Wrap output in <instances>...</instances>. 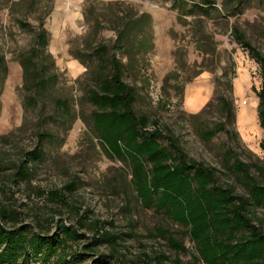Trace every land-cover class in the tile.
<instances>
[{
    "label": "rangeland",
    "instance_id": "1",
    "mask_svg": "<svg viewBox=\"0 0 264 264\" xmlns=\"http://www.w3.org/2000/svg\"><path fill=\"white\" fill-rule=\"evenodd\" d=\"M126 21V49L116 55L128 64L123 79L135 91L134 111L159 123V142L168 148L171 136L189 160L216 171L218 186L237 194L245 185L232 171L235 160L259 177L261 77L233 30L264 54V0H214L212 7L200 0H0V207L12 216L3 223L44 236L60 226L77 230L82 236L68 241L60 264H202L185 227L144 207L130 165L108 154L93 126L88 93L109 73L97 47L107 46V60ZM42 78L43 87H30ZM196 91L201 104L191 111L197 97H187ZM218 98L232 103L235 119ZM222 123L232 136L204 137ZM40 133L47 136L42 158L28 183L17 181L12 163ZM49 190H62L68 206L37 196ZM250 217L264 229V210L250 208ZM102 233L116 244L95 237ZM33 264H57V256Z\"/></svg>",
    "mask_w": 264,
    "mask_h": 264
},
{
    "label": "trees",
    "instance_id": "2",
    "mask_svg": "<svg viewBox=\"0 0 264 264\" xmlns=\"http://www.w3.org/2000/svg\"><path fill=\"white\" fill-rule=\"evenodd\" d=\"M248 1L231 0L236 5ZM200 3L212 7L214 0H200ZM127 26L128 21L123 22L114 44L108 48L107 60L103 59L107 46L100 45L96 51L100 67L105 65L109 71L97 88L88 93L95 106L92 120L99 140L110 156L130 165L133 185L144 207L154 206L156 211H165L174 223L186 228V236L195 244L197 261L202 264H264V229L255 225L250 217V208L264 210V162L253 165L259 176L255 177L250 174L249 164L235 160L232 171L239 174L245 185L244 194H237L231 188L218 186L216 171L189 160L171 136H166L168 148H165L158 140L162 135L159 123L136 114L133 108L135 91L123 79L128 64L116 53L126 49ZM233 37L259 66L257 118L264 135V54L236 29ZM38 40L40 47L45 49L44 32L38 35ZM23 68L26 73L24 65ZM36 73L37 69L32 75ZM45 83L46 79L42 78L30 87L36 84L41 88ZM218 99L226 118L235 119L232 103ZM220 132L232 136L222 123L204 132V137L210 139ZM46 140V134H37L33 149L25 151L12 163L17 181H30L32 168L41 160ZM260 147L264 150V140ZM37 196L68 206L67 195L62 190L38 191ZM8 216L12 218L0 207V264H33L38 260L46 262L53 256H57V264H60L59 261L65 262L68 255V241L77 242L82 236L66 226H60L51 236L31 234V229L25 226L8 228L3 223ZM96 235L111 245L116 244L111 234ZM93 239L90 244L97 241ZM174 248L184 249L179 244Z\"/></svg>",
    "mask_w": 264,
    "mask_h": 264
},
{
    "label": "crops",
    "instance_id": "3",
    "mask_svg": "<svg viewBox=\"0 0 264 264\" xmlns=\"http://www.w3.org/2000/svg\"><path fill=\"white\" fill-rule=\"evenodd\" d=\"M196 95V96H195ZM192 96H195V97H197L196 99H197V101H196V103L194 104V106H192L193 108H190V109H193V110H191V111H194L195 109H197L199 106H200V104H201V92L200 91H196L195 93H193V94H190V95H188V97H187V101L190 99V97H192Z\"/></svg>",
    "mask_w": 264,
    "mask_h": 264
}]
</instances>
